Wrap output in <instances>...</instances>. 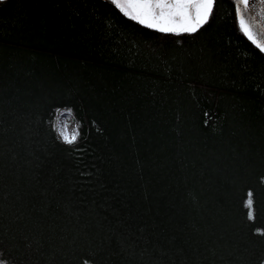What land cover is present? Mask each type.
<instances>
[{
	"label": "trees",
	"instance_id": "16d2710c",
	"mask_svg": "<svg viewBox=\"0 0 264 264\" xmlns=\"http://www.w3.org/2000/svg\"><path fill=\"white\" fill-rule=\"evenodd\" d=\"M57 109L78 143L57 138ZM258 228L264 53L233 0L194 36L108 0L0 3V259L261 264Z\"/></svg>",
	"mask_w": 264,
	"mask_h": 264
},
{
	"label": "snow or ice",
	"instance_id": "6c2138e0",
	"mask_svg": "<svg viewBox=\"0 0 264 264\" xmlns=\"http://www.w3.org/2000/svg\"><path fill=\"white\" fill-rule=\"evenodd\" d=\"M108 2L123 17L161 34L175 36H194L201 32L215 19L219 4V0H108ZM0 3H6V0H0ZM233 6L239 30L264 53V25L258 23L257 14L250 6V0H233ZM252 21H257V24L254 25ZM56 111L53 128L57 138L67 145L78 143L81 135L80 124L77 123L71 131L69 130L68 120L72 118V110ZM252 205V194L249 192L245 207L248 209L250 221L255 220ZM255 232L264 235V229L258 228ZM0 264L7 262L0 259ZM261 264H264V261Z\"/></svg>",
	"mask_w": 264,
	"mask_h": 264
},
{
	"label": "water",
	"instance_id": "95a60500",
	"mask_svg": "<svg viewBox=\"0 0 264 264\" xmlns=\"http://www.w3.org/2000/svg\"><path fill=\"white\" fill-rule=\"evenodd\" d=\"M250 6L257 14L258 23L264 25V3H262V0H250ZM257 21H252V23L255 25Z\"/></svg>",
	"mask_w": 264,
	"mask_h": 264
},
{
	"label": "rangeland",
	"instance_id": "374dc122",
	"mask_svg": "<svg viewBox=\"0 0 264 264\" xmlns=\"http://www.w3.org/2000/svg\"><path fill=\"white\" fill-rule=\"evenodd\" d=\"M68 123H69V130L71 131V129L76 125L75 121L73 120V117L68 120Z\"/></svg>",
	"mask_w": 264,
	"mask_h": 264
}]
</instances>
